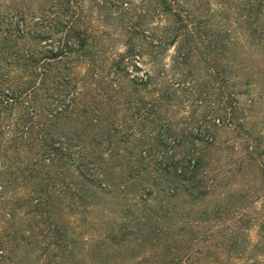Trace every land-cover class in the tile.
Instances as JSON below:
<instances>
[{
	"label": "trees",
	"instance_id": "16d2710c",
	"mask_svg": "<svg viewBox=\"0 0 264 264\" xmlns=\"http://www.w3.org/2000/svg\"><path fill=\"white\" fill-rule=\"evenodd\" d=\"M2 1L0 152L6 176L3 184H19L25 189L34 188L38 183L47 184L45 192L32 189L31 196L24 198V207L29 209L31 224L38 230V236L47 241L43 260L53 264L60 260L59 254L62 257L67 253L62 238L58 245L54 242L61 228L55 219L58 211L55 198L67 194L68 189L73 206L85 205L84 183L91 181L93 172L102 175L96 150L121 133L117 127L120 118L117 108L135 105L139 88L149 84H137L130 79L125 83L127 72L121 65L123 58L117 61L112 54L116 43H125L128 54L136 53L132 47L134 39L146 35L153 20L161 19L165 26L157 27L147 37L150 40L143 43L141 55L148 51L158 59L167 46L184 41L182 59L203 55L215 65L212 69L216 83L222 87L221 74L225 71L218 64L221 53L218 54L217 48L225 40L215 39L218 35L210 32L213 3L234 12L228 16L232 26L239 30L243 24L244 30L261 38L264 0H10L13 14L9 16L2 9ZM160 77L156 85L166 88L162 81L165 77ZM226 97L227 94H222L223 99L219 101L223 115L215 120L214 128H223L228 121L227 124L235 127L234 131L243 132L241 126L235 125L234 99ZM128 118L121 114L122 120L131 121ZM263 144L264 138L248 136L245 149L247 152L253 149L249 152L250 160L262 166L264 173ZM194 160L185 158L183 170L179 174L175 171V177L192 183L197 195L189 196L201 200L207 192L200 189L208 188L210 182L215 185L216 181L212 178L207 181L204 163L201 159ZM204 174L205 178L200 180L199 176ZM176 195L171 189L170 196ZM241 210L239 207L232 215ZM7 216L5 223H11V229L17 223L11 214ZM171 217L159 212L146 220L130 219L120 227L122 235L113 239V246L117 248L113 251L119 248L132 251L149 239L157 242L166 238L163 244L169 243L170 247L162 264H197L206 250L220 247L225 250L231 240L229 219L223 212L214 221L219 222L221 232H214L213 221L207 219L177 221ZM208 222L207 230L196 231ZM180 223L182 227H177ZM3 224L0 220V264H19L16 251L10 246L11 236H2Z\"/></svg>",
	"mask_w": 264,
	"mask_h": 264
},
{
	"label": "rangeland",
	"instance_id": "374dc122",
	"mask_svg": "<svg viewBox=\"0 0 264 264\" xmlns=\"http://www.w3.org/2000/svg\"><path fill=\"white\" fill-rule=\"evenodd\" d=\"M10 4V0L1 3L8 16L13 14ZM211 12L214 20L210 32L218 35L215 39L225 40L216 50L221 53L218 64L225 71L221 74L222 87L216 83L212 69L215 65L203 55L182 59L184 41L167 46L158 59L148 51L141 55L143 43L150 40L147 37L157 27L165 26L161 19L153 20L146 35L134 39L132 47L136 53L128 54L125 43H116L111 53L117 61L123 58L125 83L130 79L149 84L139 88L138 103L117 108L121 133L96 150L102 175L90 169L93 177L84 183L85 205L73 206L68 189L67 194L55 198V219L61 228L54 242L58 245L62 238L67 253L62 257L59 254L60 260L53 264H162L170 247L169 243L163 244L166 238L157 242L149 239L132 251H113L117 249L113 239L122 235L121 226L132 218L146 220L159 212L177 221H213L214 232L222 231L219 222H214L219 213L228 216L232 232L229 244L225 250H206L197 264H264V173L262 166L250 160L253 149H245L248 136L264 138V30L263 37L257 38L244 30L243 24L239 30L231 25L228 16L234 12L215 3ZM160 75L165 77L162 81L166 88L156 85L161 81ZM222 94H227V100L234 99L235 125L241 126L243 132L234 131L228 121L223 128H214L215 120L223 115L219 104ZM121 114L128 115L131 121L122 120ZM262 147L264 152V144ZM2 155L0 152V220L5 228L2 236H11L10 246L15 249L19 264H49L42 254L47 241L38 236L29 209L24 207V198L31 196L32 189L45 192L47 184L26 189L19 184H3L6 176ZM190 157L202 160L207 181H216L215 185L210 182L208 188L200 189L207 192L201 200L189 196L197 195L192 183L175 177V171L179 174L184 159ZM205 174L199 179H204ZM171 189L178 194L174 198L170 196ZM239 207L243 210L232 215ZM8 214L17 223L11 229V223H5ZM209 223L198 226L196 231L207 230Z\"/></svg>",
	"mask_w": 264,
	"mask_h": 264
}]
</instances>
